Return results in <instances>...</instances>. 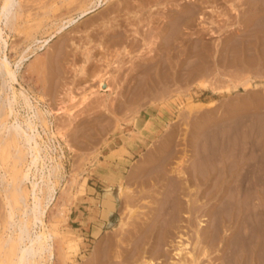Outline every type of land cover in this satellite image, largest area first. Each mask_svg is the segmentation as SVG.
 Segmentation results:
<instances>
[{"label": "rangeland", "instance_id": "obj_1", "mask_svg": "<svg viewBox=\"0 0 264 264\" xmlns=\"http://www.w3.org/2000/svg\"><path fill=\"white\" fill-rule=\"evenodd\" d=\"M20 1L23 12L17 21L16 30L10 32L8 29H4V35H9L7 58L13 64L17 61L19 54L27 50V57L20 68V78H18L20 84H16V87L26 90L38 108L44 111L51 110V114L47 115L50 131L48 128L44 131L39 127L41 139L38 141L42 144V148H45L44 142L48 146V157L45 156V150L41 153L46 166L60 163L59 173L52 179L55 182L56 191L53 200L47 207L45 216L48 229L56 235L52 243L55 251L52 264H89L96 247L99 248V258L102 259L98 264H142V258L147 256L143 252L145 246L151 244V241L161 242V225L165 224L163 228H167L168 224L166 223L170 220L172 222L178 215L181 216L179 219L183 221L180 220L177 224L181 226H169L172 228L173 234L163 238L161 249L162 247L165 249L167 257H161V259H164L165 262L168 259L167 263L170 261L173 263L172 261L178 259L175 257L181 258L183 255L186 258L189 256L188 252L191 251L189 248L186 249L188 255L186 253H181L180 256L176 255V247L180 242L183 244L189 242L187 247H190L192 242L197 241L200 234H202L200 235L202 241L205 238L204 234L210 231L211 219L208 218L210 215L207 196L210 191L209 186L213 182L212 179L219 178L218 175L222 176L225 172H227L226 174L230 173L231 164H234V167L235 165L239 166V162L254 163L257 160L255 163H258L261 160L259 163L264 165V134H262L264 132V124H262L264 122V70H261L264 66V38L262 39L264 23L260 24L264 18V4L262 5L264 0H257L259 2L257 7L261 8V10L258 9V12L261 11L259 16L261 18L251 17L252 10L249 9L251 7L253 9L256 5L251 2L253 5L251 4L249 7L250 0L245 1L249 4L240 0H113L66 28L56 38H50V35L55 33L62 21L66 22L75 18L80 11L88 7L91 0ZM179 20L180 24L176 26V21ZM247 34L254 37H247ZM121 39L123 42H120ZM44 40H48V44L37 49V46H40ZM28 46L32 49L36 46L37 50H34L36 52L32 54V50L27 49ZM243 46H246L247 49ZM236 52H240L238 53L239 57ZM252 62L257 64L253 65ZM162 63L165 65L163 66ZM261 64L263 65L261 66ZM79 66L83 67L82 74L79 73ZM158 69H161V72L157 71ZM143 70L147 72H142ZM201 70L204 73L199 72ZM152 72L154 73L152 74ZM198 73L200 75H197ZM160 74L163 75L159 77ZM164 75H167V79ZM243 76L245 78H240ZM246 79H249L247 86L243 84ZM101 80L105 84L103 89L99 87ZM145 91L151 92L146 95ZM84 95L86 100L81 102ZM198 105L203 106L192 113L187 111L188 107ZM19 110L22 115H25L23 109L19 108ZM233 129L237 131L234 132ZM248 154L251 156L249 157ZM225 164L227 165L225 166ZM186 165L190 174L187 172ZM161 166L162 168L165 166L163 168L166 172L164 178L169 181V185L171 183L169 177L173 179L181 176L183 189L176 196L180 199L181 205L184 202L182 207H187L183 209L181 207L178 212L175 206L179 199L175 194L166 191V195L162 198L159 196L158 191H164L161 184L168 185L166 179L162 180L161 184L157 183V186L154 184L157 182V180L154 181L155 174L162 175L160 174L162 173L160 172L162 171L160 170ZM134 167L136 168L134 169ZM176 167L179 169L175 171ZM182 169L184 170L182 171ZM178 170H181L179 174ZM3 171L9 172V162L3 161ZM192 171L196 175L195 173L191 174ZM221 171L223 172L220 173ZM39 173L40 171L36 174L39 175ZM209 174L212 181H206L205 183L208 184L205 185L204 179L210 180ZM187 175H194L192 177L195 178L198 176L197 179H201L200 183L196 184L198 182L196 181L189 184L186 181ZM108 178H112V180ZM75 179L76 181H74ZM8 180H11L10 177ZM134 180H137L138 183L135 184ZM39 181H41L40 178ZM151 183L153 184L151 185ZM24 186L30 189L28 183ZM105 186L111 187L112 195L117 203H115V209L110 214L108 221L103 222L100 220L99 208L94 201L103 196ZM121 186L124 189L129 188L128 190L132 192L128 191V196L126 193V196L119 197L118 190ZM184 188L188 190H184ZM153 194L154 197L157 196L156 199H161L162 204L160 202L157 205L153 204L156 201L152 197ZM163 197L165 198L163 199ZM187 199L195 200L196 207L200 205L198 207L200 214L197 212L195 220L193 219L194 224L196 223L194 226H185L190 217L187 210L189 204ZM196 201L197 203H195ZM130 202L131 204H129ZM125 204L126 206H124ZM4 205L6 207V201H4L3 192L0 191V237L5 235L4 228L7 225V208ZM152 206L153 208L158 206V209H155V215L157 212L162 215L158 213L155 216V220L160 222V226H156L157 228L152 226L155 228H153L154 231L158 230L156 232H152L151 226H149L150 228L146 226L149 223L147 219L152 217L148 213ZM125 208L126 211L123 210ZM130 208L136 212V216L127 219ZM59 212L63 215H60ZM123 212H127V215H125L126 213L122 214ZM123 222L127 225L121 226ZM145 229L152 230L154 237L148 234L150 237L146 236L149 239L146 241L149 242L143 244L144 248L141 245L138 248L139 252L135 250L137 241L134 234L139 242L143 238L141 233L146 235ZM136 232L140 235L137 236ZM224 233L226 232L223 230V236H225ZM140 236L142 238H139ZM261 236L259 241L263 242L261 245H264V232ZM66 240H75L78 243L76 254L74 252L68 254L69 251L64 243ZM173 243L178 245L174 246ZM198 245L197 253L204 247L200 242ZM103 247L106 248L103 249ZM110 248L111 250H109ZM206 249L208 250V246ZM101 250L105 255H101ZM134 250L136 254L132 252ZM207 250L204 252L206 253ZM209 251L211 252V250ZM208 252L209 255L201 252L204 255L199 256V264H213L211 256L213 253ZM66 253L67 258L63 256ZM257 254L256 263L264 264V249L259 250ZM63 258L65 259L62 260ZM152 258L155 263L158 262L156 264L162 261L160 258L153 256Z\"/></svg>", "mask_w": 264, "mask_h": 264}, {"label": "bare ground", "instance_id": "obj_2", "mask_svg": "<svg viewBox=\"0 0 264 264\" xmlns=\"http://www.w3.org/2000/svg\"><path fill=\"white\" fill-rule=\"evenodd\" d=\"M113 0H91V3L89 5H87L88 7H86L84 10L80 11L78 13V15L75 18H71L69 20H67L66 22L61 23V25L58 26V28L56 29L55 33L50 35V38L54 37L56 38L57 36H59L60 34H62V32H64V30L72 25H74L75 23H77L79 20L85 18L86 16H88L89 14L95 12L96 10L100 9L101 7L105 6L106 4L110 3ZM155 1V0H152ZM157 1V0H156ZM177 1V0H176ZM180 1V0H179ZM197 1V0H196ZM215 1V0H214ZM241 2L247 1V0H240ZM249 1V0H248ZM262 1V0H261ZM20 0H1L0 3V50H1V54H0V191L3 192L4 194V201H6V207L4 205L5 208H7V215H6V227L4 228L5 230V235L0 237V264H52L53 262V258L55 257V251H54V247L52 246V243L54 242V239L56 238V235L50 230L48 229L46 223H45V216H46V212H47V207L49 205V203L53 200L54 198V194L56 191V187H55V182L52 180L53 178H55L58 173H59V169H60V163H53L52 165H47L44 162V158L42 157L41 153L43 150L46 151L45 156L48 157V152H47V144L44 142L45 148H42V144H40V142L38 141L39 139H41V134L39 132V127H41L42 129H44V131L48 128V130L50 131V123L47 120V115L51 114V110H42L40 108H38L34 103L32 98L29 96L28 92L22 88L17 89L16 84H20L19 79L20 78V68L22 67L23 61L26 59L27 57V50L21 52L19 54V57L17 58V61L14 62L13 64L8 61L7 58V51H8V41L7 38H9V35L5 34L4 29H8L10 32L11 31H15L17 28V21L19 20V18L22 16V6L20 4ZM85 2V1H84ZM141 2V1H140ZM149 2V1H148ZM147 2V3H148ZM165 2V1H164ZM168 2V1H167ZM254 5V8L252 9L251 4ZM66 3V2H65ZM142 3V2H141ZM161 3V2H160ZM236 3V2H235ZM248 3V2H247ZM245 3V4H247ZM259 2L257 0H250V6L252 10V18H256L260 16V12H258V7L257 4ZM126 4V3H125ZM129 4V3H128ZM145 4V3H143ZM237 4V3H236ZM249 4V3H248ZM264 3H262L263 5ZM244 5V4H243ZM123 7V6H122ZM133 7V5H132ZM138 7V6H137ZM237 7V6H236ZM263 7V6H262ZM128 8V6H127ZM176 8V7H175ZM235 8V7H234ZM244 8V7H243ZM133 9V8H132ZM177 9V8H176ZM134 10V9H133ZM137 10V9H136ZM141 10V9H140ZM261 10V8L259 9ZM264 10V9H263ZM129 11V10H128ZM248 11V10H247ZM115 12V11H114ZM131 12V11H129ZM183 12V11H182ZM194 12V11H193ZM128 13V12H127ZM135 13V12H134ZM176 13V12H175ZM202 13V12H201ZM247 13V12H246ZM178 14V12H177ZM192 14V13H191ZM239 14V13H238ZM125 15V14H124ZM189 15V13H188ZM186 16V14H185ZM177 17V16H176ZM189 17V16H187ZM264 17V16H263ZM244 18V17H243ZM251 18V19H252ZM261 18V17H259ZM258 18V19H259ZM175 19V18H174ZM178 20V18H177ZM243 20V19H242ZM246 20V19H245ZM260 20V19H259ZM184 21V20H183ZM253 21V20H252ZM255 21V19H254ZM261 21V20H260ZM256 22V21H255ZM182 23V22H181ZM259 23V21H258ZM264 23V18L262 19V22L260 24ZM180 24V20L176 21V26H178ZM259 24V25H260ZM182 25V24H181ZM190 25V24H189ZM246 25V24H245ZM255 24H253L254 26ZM256 26V25H255ZM258 26V25H257ZM262 26V25H261ZM251 28V27H250ZM254 28V27H252ZM251 28V29H252ZM257 28V27H256ZM246 29V28H245ZM244 29V30H245ZM264 29V26L263 28ZM254 30V29H253ZM261 30V29H260ZM247 31V30H246ZM249 31H251L249 29ZM255 31V30H254ZM259 32V31H258ZM261 32V31H260ZM246 33V32H244ZM256 34V33H255ZM262 34V33H261ZM260 34V35H261ZM245 35V34H244ZM253 35V34H252ZM246 36V35H245ZM249 36V34H247V37ZM263 36H264V32H263ZM251 37V36H249ZM254 37V36H253ZM251 37V38H253ZM262 37V36H261ZM264 37H262L263 39ZM249 39V38H248ZM259 39V38H258ZM261 39V38H260ZM250 40V39H249ZM252 40V39H251ZM255 40V39H253ZM243 41V40H242ZM262 41V40H261ZM48 40H44L42 42V44L40 46H37V49H41L42 47H45L48 44ZM120 42H123V39L120 40ZM118 40V43H120ZM241 42V41H240ZM250 42V41H248ZM253 42V41H252ZM36 43V40H35ZM247 43V42H246ZM259 43V42H258ZM33 44V43H32ZM237 44V43H236ZM240 44V43H239ZM37 45V43H36ZM249 45V44H248ZM233 46V45H231ZM252 46V45H251ZM36 46L30 47L28 46L27 49L28 50H32V54L37 50L35 48ZM244 47V46H243ZM35 48V49H34ZM237 48V47H235ZM239 48V47H238ZM241 48V47H240ZM246 48V46L244 47ZM249 48V47H248ZM251 48V47H250ZM259 48V47H258ZM234 49V48H232ZM231 49V50H232ZM247 49V48H246ZM261 49V48H259ZM168 50V49H167ZM174 51V50H173ZM233 51V50H232ZM237 51V49H236ZM239 51V50H238ZM247 51V50H246ZM204 52V51H203ZM259 52V51H258ZM170 53V52H169ZM237 53V52H236ZM234 53V54H236ZM240 53V52H238ZM237 53V56L239 55ZM244 53V52H243ZM253 53V52H252ZM30 54V52H29ZM174 54V53H173ZM178 54V53H177ZM248 54V52H247ZM262 54V53H261ZM169 55V54H168ZM202 55V54H201ZM249 55V54H248ZM251 55V54H250ZM253 55V54H252ZM29 56V55H28ZM175 56V55H173ZM178 56V55H177ZM240 56V55H239ZM238 56V57H239ZM245 56V55H244ZM237 57V58H238ZM243 57V56H242ZM247 57V56H246ZM174 58V57H173ZM176 58V57H175ZM204 58V56H203ZM241 58V57H240ZM170 59V58H169ZM177 59V58H176ZM252 59V58H251ZM175 60V59H174ZM246 60V59H245ZM257 60V59H256ZM262 60V59H261ZM165 61V60H164ZM162 61V62H164ZM181 61V59H180ZM178 62V61H177ZM240 62V59H239ZM245 62V61H244ZM159 63V62H158ZM157 63V64H158ZM176 63V62H175ZM181 63V62H180ZM261 63V61H260ZM263 63V62H262ZM163 64V63H162ZM239 64V63H238ZM251 64H257V63H251ZM250 64V66H251ZM161 65V63H160ZM165 64H163L164 66ZM170 65V64H168ZM252 65V66H253ZM263 64H261L262 66ZM144 66V65H143ZM148 66V65H147ZM162 66V67H163ZM246 66V65H245ZM260 66V67H261ZM24 67V65H23ZM153 67V66H152ZM161 69H164L162 68ZM167 67V66H165ZM244 67V66H243ZM151 68V67H149ZM156 68H160V67H156ZM175 68V66H174ZM203 69V67H201ZM161 69H158L157 71L161 72ZM168 69V68H167ZM242 69V68H241ZM77 70V69H76ZM148 70V69H147ZM155 70V69H154ZM170 70V68H169ZM177 70V69H176ZM264 70V66L263 69ZM83 67L80 68L79 66V73L82 74L83 73ZM165 71V70H164ZM163 71V72H164ZM247 71V70H246ZM142 72H145L144 70ZM147 72V71H146ZM145 72V73H146ZM162 72V73H163ZM166 72V71H165ZM175 72V71H174ZM177 72V71H176ZM191 72V71H190ZM199 72H203V70L199 71ZM256 72V71H255ZM262 72V71H261ZM154 72H152L153 74ZM157 73V72H156ZM169 73V71H168ZM196 74V73H195ZM253 74V73H252ZM251 74V75H252ZM106 75V74H105ZM148 75V74H147ZM163 75L160 74L159 77ZM168 75V74H167ZM167 75H164V77L166 78ZM173 75V74H172ZM190 75V74H189ZM197 75H200V73H198ZM255 75V74H254ZM260 75V74H259ZM153 77V75H150ZM148 76V77H150ZM188 76V74H187ZM194 76V75H193ZM248 76V75H247ZM246 76V78H247ZM103 77V76H102ZM151 77V78H152ZM181 77V76H179ZM257 77V76H256ZM170 78V77H169ZM186 78V77H185ZM233 78V77H231ZM240 78H245V76L240 77ZM239 78V79H240ZM254 78V76H253ZM260 78V77H259ZM257 78V79H259ZM155 79V78H154ZM153 79V80H154ZM167 79V78H166ZM190 79V78H189ZM234 79V78H233ZM232 79V80H233ZM161 80V79H159ZM164 80V79H163ZM183 81V79H180ZM179 80V81H180ZM188 80V79H187ZM231 80V79H230ZM252 80V79H250ZM103 80L100 81L99 83V87L101 89H103L105 87V84L102 82ZM105 81V80H104ZM155 81V80H154ZM153 81V82H154ZM186 81V80H185ZM236 81V80H234ZM148 82V81H147ZM166 82V81H165ZM170 82V81H169ZM233 82V81H232ZM240 82V81H239ZM146 83V80H145ZM152 83V82H151ZM177 83V82H176ZM237 84V83H236ZM245 86L249 85V79L245 80L243 83ZM146 85V84H145ZM144 85V86H145ZM149 86V83L147 84ZM152 86V85H151ZM150 86V87H151ZM233 86H235L233 84ZM243 87V85H241ZM107 87V86H106ZM146 87V86H145ZM156 88V87H155ZM227 88V87H226ZM247 88V87H246ZM146 89V88H145ZM143 90V89H142ZM141 90V92H143ZM147 90V89H146ZM249 90V89H248ZM140 92V93H141ZM147 93L144 94H148L151 91H145ZM247 92V91H246ZM262 92V90H261ZM139 93V95H140ZM149 95V94H148ZM250 95V94H249ZM142 96V95H141ZM240 98V97H239ZM241 99V98H240ZM86 100V96L84 95L83 99L81 100V102ZM126 101V99H125ZM80 102V103H81ZM133 102V101H132ZM227 102V101H226ZM244 102V101H243ZM137 103V102H136ZM263 103V101H262ZM120 104V103H119ZM118 104V105H119ZM264 104V103H263ZM262 104V105H263ZM125 105V104H124ZM232 105V103H231ZM234 105V104H233ZM242 105V104H241ZM120 106V105H119ZM123 106V105H122ZM131 106V105H130ZM203 105H198V106H190L188 107V112H193L194 110H199L201 109ZM221 106V105H220ZM243 106V105H242ZM116 107V106H115ZM124 107V106H123ZM224 107V106H223ZM19 108L23 109V111L25 112V115H22ZM130 108V107H129ZM227 108V107H226ZM236 108V107H235ZM241 108V107H240ZM245 108V107H244ZM253 108V107H252ZM123 109V108H122ZM131 109V108H130ZM250 109V108H249ZM217 110V109H216ZM254 110V109H253ZM263 110V109H262ZM136 111V110H135ZM257 111V110H256ZM119 112V110H118ZM206 112V111H205ZM231 112V111H230ZM240 112V111H239ZM263 112V111H262ZM261 112V113H262ZM23 113V112H22ZM115 113V112H114ZM135 113V112H134ZM220 113V112H219ZM245 113V112H244ZM258 113V112H257ZM121 114V113H120ZM204 114V113H203ZM207 114V113H206ZM222 114V113H221ZM229 114V113H228ZM254 114V113H253ZM259 114V113H258ZM263 114V113H262ZM135 115V114H134ZM223 116V115H222ZM226 116V115H225ZM239 116V115H238ZM252 116V115H251ZM254 116V115H253ZM258 116V115H257ZM128 117V116H127ZM126 117V118H127ZM213 117V116H212ZM211 117V118H212ZM224 117V116H223ZM249 117V116H248ZM255 117V116H254ZM122 118V117H121ZM125 118V116H124ZM123 118V119H124ZM130 118V117H129ZM128 118V119H129ZM210 118V119H211ZM226 118V117H224ZM238 118V117H237ZM244 118V117H243ZM259 118V117H258ZM257 118V119H258ZM264 118V116H263ZM214 119V118H212ZM235 119V118H234ZM121 120V119H120ZM205 120V119H204ZM227 120V119H226ZM246 120V119H244ZM243 120V121H244ZM255 120V119H254ZM261 120V119H260ZM124 121V120H122ZM217 121V120H216ZM220 121V120H219ZM217 121V122H219ZM262 121V120H261ZM206 122V121H205ZM212 122V121H211ZM216 122V123H217ZM236 122V121H235ZM248 122V121H246ZM89 123V122H88ZM125 123V122H124ZM207 123V122H206ZM233 123V122H232ZM238 124H240L239 122H237ZM242 123V122H241ZM252 124V123H251ZM259 124V123H258ZM264 124V122L262 123ZM88 125V124H87ZM169 125V124H168ZM207 125V124H206ZM255 125V124H254ZM86 126V125H85ZM252 126V125H251ZM250 126V127H251ZM211 127V126H209ZM244 127V125H243ZM247 127V125H246ZM258 127V125H257ZM199 128V127H198ZM242 128V127H241ZM259 128V127H258ZM196 129V128H195ZM207 129V128H206ZM240 129V127H239ZM262 129V128H261ZM167 130V129H166ZM169 130V129H168ZM173 130V129H172ZM208 130V129H207ZM206 130V131H207ZM234 130V129H233ZM171 131V130H170ZM237 130H234V132ZM264 131V130H263ZM204 132V131H203ZM257 132V131H256ZM261 132V131H260ZM176 133V132H175ZM199 134V133H198ZM205 134V133H204ZM260 134V133H259ZM264 134V132L262 133ZM168 135V134H167ZM235 135V134H234ZM103 136V135H102ZM170 136V135H169ZM264 136V135H263ZM173 137V136H172ZM201 137V136H200ZM199 137V138H200ZM173 139V138H172ZM231 139V138H230ZM256 139V138H254ZM261 139V138H260ZM199 140V139H198ZM43 141V140H42ZM168 141V139H167ZM171 141V140H170ZM194 141V140H193ZM256 141H259L256 139ZM157 142V141H156ZM195 142V141H194ZM166 143V141H165ZM238 144V143H237ZM234 145V143H233ZM232 145V147H233ZM252 145V144H251ZM257 145V144H256ZM261 145V144H260ZM263 145V144H262ZM223 147V146H222ZM242 147V146H241ZM228 148V147H227ZM252 148V146H251ZM257 148V147H256ZM163 149V148H162ZM232 149V148H231ZM230 149V150H231ZM237 149V148H236ZM259 149V148H258ZM167 150V149H165ZM170 150V148H169ZM168 150V151H169ZM228 150V149H227ZM228 150V151H230ZM152 151V150H151ZM162 151V150H161ZM160 151V153H161ZM167 151V152H168ZM172 151V150H171ZM148 152V151H147ZM157 152V151H156ZM167 152H165V154H167ZM170 152V151H169ZM168 152V153H169ZM173 152V151H172ZM253 152V151H252ZM258 152V151H257ZM241 153V152H240ZM170 154V153H169ZM173 154V153H172ZM237 154V153H236ZM244 154V153H243ZM252 154V153H251ZM257 154V153H256ZM161 155V154H160ZM220 155V154H218ZM249 155V154H248ZM148 156V155H147ZM146 156V157H147ZM162 156V155H161ZM165 156V155H164ZM163 156V157H164ZM173 156V155H172ZM229 156V155H228ZM233 156V155H232ZM238 156V155H237ZM251 155H249L250 157ZM260 156V155H259ZM263 156V155H262ZM166 157V156H165ZM168 157V155H167ZM193 157V156H192ZM191 157V158H192ZM231 157V156H230ZM240 157V156H239ZM255 157V155H254ZM114 158V157H113ZM122 158V157H121ZM233 158V157H232ZM238 158V157H237ZM242 158V157H241ZM253 158V157H252ZM256 158V157H255ZM29 159V160H28ZM143 159V158H142ZM171 159V157H170ZM227 159V158H225ZM228 159H230L228 157ZM245 160L248 158H244ZM151 160V159H150ZM167 160V159H164ZM191 160V159H190ZM221 160V159H219ZM242 161H244L243 159H241ZM251 161V158L249 159ZM253 161L255 159H252ZM263 160V159H262ZM3 161H7L9 162V172L7 173V171H3ZM169 161V160H167ZM224 161V160H223ZM236 161V160H235ZM257 161V160H256ZM255 161V162H256ZM259 161V160H258ZM261 161V160H260ZM259 161V162H260ZM143 162V161H142ZM146 162V161H145ZM162 162V161H161ZM190 162V161H189ZM195 162V161H194ZM229 162V161H228ZM237 162V161H236ZM235 162V163H236ZM239 162V161H238ZM254 162V163H255ZM250 163V162H239V166L235 165L233 167V165L228 164L231 167V169L229 170L230 173L226 174L227 172L224 173V175L219 176V178L214 177L213 182H211V175L209 174V179H204V184L207 185L205 182L206 181H210V188H209V194L208 196V202L209 203V208H208V213L210 215L211 223H210V231L207 232V234H203L205 235V238L202 239V241L200 240V234L199 237H197V241L196 242H192L190 247H187L188 244H183V242H180V244L178 242V244H174L178 245V247H176V255L180 256L181 253H186V249L189 248V256H185L186 258L183 257V255L180 257H175V259H177V261H172L173 263L168 262L166 259L165 260L161 259L162 258H166L167 257V253L164 251L165 249H161V246H163V238L170 236L171 234H173L172 231V226H181L180 224H178V222H180L181 219H179V215L176 219H173V221L168 222L166 224V226H168L167 228L163 226H165V224L161 225L160 230L159 231L162 235L161 237V242L157 243L156 242H152L151 244H149L146 248L145 246V250L143 251L144 254H147V256H144L142 258V264H156L158 262H154L153 257L156 258H160L162 261L159 264H197L199 261V256H201V252L205 253L204 251H206V247L208 246V250H211V252L213 253L212 259H213V264H257L256 263V254L259 253V250H263L264 249V245H261V243L263 244V242L260 243L259 239L260 236L262 235V232H264V165L260 164V163ZM40 163H42L40 165ZM185 163V162H184ZM183 163V164H184ZM192 163V162H191ZM222 164V162H220ZM242 163V164H240ZM8 164V163H7ZM160 164V163H159ZM195 164V163H194ZM23 165H25V167H23ZM40 165V168H39ZM139 165V164H138ZM137 165V166H138ZM161 165V164H160ZM182 164H180L181 166ZM185 165V164H184ZM189 165V164H188ZM227 164H225L226 166ZM109 166V165H108ZM113 166V165H112ZM147 166V165H146ZM154 166V165H153ZM159 166V165H158ZM157 166V167H158ZM163 166V165H162ZM161 166V168H162ZM167 166V165H166ZM180 166H177L180 168ZM187 166V165H186ZM217 166V165H216ZM23 167V168H22ZM143 167V166H142ZM165 167V166H164ZM163 167V168H164ZM175 168L179 169V168ZM183 167V165H182ZM185 167V166H184ZM191 167V166H190ZM229 167V166H228ZM112 168V167H111ZM136 167H134L135 169ZM141 168V166H140ZM148 168V167H147ZM145 168V169H147ZM160 169L162 171L161 176H156V178L154 177V181L157 180V182L154 184L156 185L157 183L161 184L162 180H165L166 178H164L166 175V172L164 169ZM188 168V166H187ZM198 168V167H197ZM215 168V167H213ZM224 168V167H223ZM222 168V170H223ZM227 168V167H226ZM144 169V168H143ZM156 169V168H155ZM185 169V168H184ZM182 169V171L184 170ZM212 169V168H211ZM96 170V169H95ZM98 170V169H97ZM138 170V169H137ZM149 170V169H148ZM147 170V171H148ZM152 170V169H151ZM157 170V169H156ZM187 170V169H186ZM228 170V168H227ZM38 171H40L39 175ZM94 171V170H93ZM140 171V170H139ZM155 171V170H153ZM179 171V170H178ZM198 171V170H195ZM96 172V171H95ZM135 172V171H134ZM138 172V171H137ZM143 172V170H142ZM149 172V171H148ZM181 172V170L178 172V174ZM187 172H189L188 174H190L189 168L187 170ZM186 172V174H187ZM199 172V171H198ZM197 172V173H198ZM202 172V171H201ZM218 172V171H217ZM223 171H221L220 173H222ZM37 173V174H36ZM94 173V172H93ZM129 173V172H128ZM139 173V172H138ZM147 173V172H146ZM185 173V171H184ZM195 173L194 171L191 172ZM141 174V173H140ZM139 174V175H140ZM144 174V173H142ZM150 174V173H149ZM200 174V173H199ZM152 175V173H151ZM196 175V173H195ZM198 175V174H197ZM207 175V174H206ZM215 175V174H214ZM213 175V176H214ZM95 176V174H94ZM132 176V175H131ZM154 176V175H153ZM194 176V175H192ZM187 175L186 181L190 184L192 182H196L200 183L199 180L201 179H197L198 175L196 178ZM203 176V175H202ZM212 176V178H213ZM8 177H10L11 180H8ZM175 177V176H173ZM179 178H171L169 177L168 179H171V183L169 185V181L166 179V183H168L169 187H167V184H161V186L164 188V191H161L159 193V196H161L160 198H162V196L166 195V191L172 192L173 194L179 195V191L181 192L183 189V185L181 187V181ZM184 177V176H183ZM190 177V178H189ZM39 178L41 181H39ZM59 178V177H58ZM62 179V178H60ZM109 180H112V178H108ZM146 179V177H145ZM153 179V178H152ZM59 180V179H58ZM151 180V178H150ZM203 180V179H202ZM60 181V180H59ZM76 181V179L74 180ZM73 181V183H75ZM135 181V180H134ZM137 181V180H136ZM135 184L138 183V181ZM142 181V180H141ZM139 181V182H141ZM145 181V180H144ZM159 181V182H158ZM164 181V182H165ZM184 181V180H183ZM28 183L30 185V189H28L27 187L24 186V184ZM203 183V181H202ZM98 184V183H97ZM129 184V183H128ZM153 183H151L152 185ZM186 184V183H184ZM158 185V184H157ZM156 185V186H157ZM199 185V184H198ZM197 185V187L199 188V186ZM148 186V185H147ZM187 186V184H186ZM195 186V183H194ZM202 186V185H201ZM204 186V185H203ZM91 187V186H90ZM126 187V186H125ZM130 187V186H129ZM143 187V186H142ZM150 187V186H149ZM207 187V186H206ZM128 188V187H127ZM152 188V187H151ZM156 188V187H155ZM94 189V188H93ZM97 189V188H96ZM104 194L102 197H98L97 199H95V204L96 206L99 208V216H100V220L105 222L108 221L110 214L112 213V211L115 209V206L117 202H115L114 197L112 195V189L109 186H105L104 188ZM129 189V188H128ZM128 189H124L122 188V186L119 188L118 190V196H126V193L132 192ZM132 189V188H131ZM187 188H184V190ZM134 190V189H133ZM149 190V189H148ZM188 190V189H187ZM198 190V189H197ZM196 190V191H197ZM96 191V190H95ZM151 191V189H150ZM191 191V190H190ZM205 191V190H204ZM203 191V193H204ZM98 192V191H97ZM128 192V193H129ZM134 192V191H133ZM143 192V191H142ZM200 192V190H199ZM208 192V191H207ZM96 193V192H94ZM127 193V196H128ZM147 193V191H146ZM153 193V191H152ZM183 193V192H182ZM191 193V192H190ZM189 193V194H190ZM136 194V193H135ZM139 194V193H138ZM142 194V193H141ZM157 194V193H156ZM181 194V193H180ZM185 194V193H184ZM183 194V195H184ZM187 194V193H186ZM193 195V194H192ZM204 195V196H205ZM138 196V195H137ZM158 196V197H159ZM148 197V196H147ZM154 197V194L153 196ZM157 196H155L154 198L156 199ZM127 198V197H125ZM151 198V197H149ZM158 198L156 199L155 202H153L154 205L160 204L161 203V199ZM165 197H163L164 199ZM177 199H179L176 196ZM192 198V197H191ZM195 198V197H194ZM198 198V197H197ZM137 199V197H136ZM134 199V200H136ZM139 199H143V198H139ZM147 199V198H146ZM152 199V198H151ZM119 200V199H118ZM189 202L188 204V212L190 214V217L187 221V224L185 226H194L196 225V223L194 224V217L195 214L199 211V206L196 207L194 205V201L195 200H189L187 199ZM145 201V198H144ZM152 201V200H151ZM164 201V200H163ZM132 202V201H131ZM131 202L129 204H131ZM148 202V201H147ZM160 202V203H159ZM176 202V201H175ZM186 202V201H185ZM204 202V201H203ZM149 203V202H148ZM178 203V204H177ZM175 203L177 204L175 207L177 209V212L181 210V207L183 205H181V201L180 199L178 200V202ZM197 203V201L195 202ZM206 203V201H205ZM133 204V202H132ZM152 204V203H151ZM162 204V203H161ZM174 204V205H175ZM187 204V203H186ZM201 204V203H200ZM140 205V204H139ZM173 205V207H174ZM126 206V204L124 205ZM160 206V205H158ZM156 206V208L152 206V208H149L150 210H148L149 215L151 214L152 217L150 218H146L147 221L149 222L148 224H146V226H151V228L153 229L155 226V228H157L156 226H160V222L158 220H155L157 216V214L159 212H157V214L155 215V209H158ZM162 206V205H161ZM205 206V205H203ZM202 206V207H203ZM174 207V208H175ZM187 207V206H185ZM185 207H182L185 208ZM202 207H200L202 209ZM207 207V206H206ZM136 208V207H135ZM148 208V207H147ZM173 208V209H174ZM205 208V207H204ZM126 211V208L123 209ZM186 210V209H185ZM206 210V208H205ZM133 209H129V216L127 219H131V217H135V213L133 212ZM160 211V210H158ZM18 212V213H17ZM147 212V211H146ZM175 212V211H174ZM173 212V213H174ZM186 212V211H185ZM200 212V211H199ZM198 212V214H200ZM60 213V212H59ZM126 213V214H125ZM123 212L122 214L127 215V212ZM62 213H60L61 215ZM144 214V213H142ZM160 214V213H159ZM179 214V213H176ZM204 214V213H203ZM206 214V213H205ZM63 215V214H62ZM135 215V216H134ZM150 215V216H151ZM161 215V214H160ZM174 215V214H173ZM188 215V214H187ZM208 215V214H206ZM5 216V215H4ZM113 216V215H112ZM162 216V215H161ZM126 217V216H125ZM64 218V217H63ZM145 218V217H144ZM174 218V216H173ZM198 218V217H197ZM172 219V218H171ZM138 220V219H137ZM195 220V219H194ZM3 222V220H1ZM110 221V220H109ZM129 221V220H128ZM152 221V223H151ZM165 221V220H164ZM183 221V220H181ZM122 222V221H121ZM127 222V221H126ZM134 222V221H133ZM139 222V221H138ZM136 222V223H138ZM99 223V222H98ZM107 223V222H106ZM128 223V222H127ZM127 223H122L121 226H126ZM3 224V223H2ZM162 224V223H161ZM263 224V225H262ZM5 225V224H4ZM135 225V224H134ZM262 225V226H260ZM98 226V225H97ZM111 226V225H110ZM136 226V225H135ZM171 226V227H169ZM184 226V225H183ZM199 226V225H198ZM209 226V225H208ZM137 227V226H136ZM135 227V229H137ZM262 227V228H260ZM126 228V227H125ZM124 228V229H125ZM130 228V227H129ZM150 228V227H149ZM154 228V229H155ZM158 228V229H159ZM123 229V230H124ZM128 229V228H127ZM133 229V227H132ZM152 230H147L144 231V233L146 235H144L143 233H141V235L143 236V238L140 236L139 238H142L139 240L136 238L135 239L137 242H135V250L139 251V247L149 241L147 239L146 236H149L148 234H151L152 237L153 234L152 232H156L158 230L154 231ZM174 229V228H173ZM177 229V228H175ZM263 229V230H262ZM130 230V229H129ZM144 230V229H143ZM208 230V229H207ZM226 232L224 233L225 236L222 235V232ZM262 230V231H261ZM141 231V230H140ZM152 231V232H151ZM196 231V230H195ZM198 231V229H197ZM200 231V230H199ZM132 232V231H131ZM139 232V231H138ZM158 233V232H157ZM159 233V234H160ZM175 233V232H174ZM201 233V232H200ZM98 234V232H97ZM129 234V233H128ZM137 234V232H136ZM139 234V233H138ZM137 234V236H138ZM156 234V233H155ZM199 234V233H198ZM121 236V234H119ZM131 235V234H129ZM140 235V234H139ZM194 235V234H193ZM203 235V236H204ZM127 236V235H126ZM132 236V235H131ZM157 236V235H156ZM158 239V237H156ZM159 236V235H158ZM109 237V236H108ZM112 237V236H111ZM150 237V236H149ZM148 237V238H149ZM182 237V236H181ZM262 237V236H261ZM133 238V237H132ZM180 240L182 238H179ZM194 239V237H193ZM57 240V239H56ZM107 240V239H106ZM113 240V239H112ZM111 240V242H113ZM122 240V238H121ZM133 240V239H132ZM166 240V239H165ZM195 240V239H194ZM200 240V241H199ZM116 241V240H114ZM193 241V240H192ZM60 242V241H59ZM101 242V241H100ZM119 242V241H117ZM121 242V241H120ZM198 242L202 243V245L205 247H203L201 250H199V252L197 253V246ZM58 243V241H57ZM66 245V249H68V254H70L71 252H76L78 249V243L75 240H66L65 242ZM165 243V241H164ZM182 243V245H181ZM185 243V242H184ZM59 244V243H58ZM132 244V243H131ZM62 245V244H61ZM134 245V243H133ZM167 245V243L165 244V246ZM172 245V244H171ZM110 246V245H109ZM164 246V247H165ZM100 247V246H99ZM108 247V246H107ZM129 247V246H128ZM62 248V247H61ZM106 247H103V249ZM131 248V247H130ZM144 248V246L142 247ZM262 248V249H261ZM114 249V248H113ZM124 249V248H122ZM128 249V248H127ZM134 249V248H133ZM106 250V249H105ZM108 250V249H107ZM111 250V248L109 249ZM116 250V249H115ZM132 250V249H131ZM132 251V252H135ZM142 250V249H140ZM175 250V248H174ZM207 250V252H208ZM59 251V250H58ZM99 248L96 247L93 251V255L92 257L89 259L90 262L89 264H98L100 260H102L101 258H99ZM185 251V252H184ZM61 252V251H59ZM63 252V250H62ZM117 252V251H116ZM120 252V251H119ZM127 252V251H126ZM140 252V251H139ZM207 252L205 254H207ZM210 252V251H209ZM208 252V253H209ZM210 252V253H211ZM106 253V252H105ZM129 253V251H128ZM131 253V252H130ZM142 253V252H141ZM140 253V254H141ZM76 254V253H75ZM104 254V251L101 250V255ZM108 254V253H107ZM136 254V252L134 253ZM199 254V255H198ZM261 254V252H260ZM105 255V254H104ZM126 255V254H125ZM175 255V256H176ZM185 255V254H184ZM188 255V254H187ZM204 255V254H202ZM209 255V254H207ZM258 255V254H257ZM58 256V255H57ZM65 258H67V253L65 255H63ZM149 256V258L147 259V257ZM262 256V254H261ZM62 257V256H61ZM109 257V256H108ZM113 257V256H112ZM130 257V256H129ZM138 257V255H137ZM140 257V256H139ZM188 257H190L188 259ZM209 257V256H208ZM65 258H63L62 260H64ZM104 258V257H103ZM180 258V259H179ZM260 258V255H259ZM110 259V258H109ZM108 259V260H109ZM158 259V260H160ZM211 259V260H212ZM263 259V257H262ZM61 260V261H62ZM105 260V258H104ZM114 260V259H113ZM120 260V259H119ZM126 260V259H125ZM132 260V259H131ZM138 260V258H137ZM141 261V260H140ZM259 261V260H258ZM112 262V261H110ZM114 262V261H113ZM201 262V261H200ZM262 263V262H261ZM264 263V262H263ZM133 264V263H132ZM136 264V263H135ZM140 264V263H139ZM199 264V263H198ZM201 264V263H200Z\"/></svg>", "mask_w": 264, "mask_h": 264}]
</instances>
